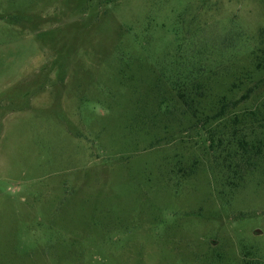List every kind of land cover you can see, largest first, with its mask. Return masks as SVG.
I'll return each mask as SVG.
<instances>
[{
  "label": "rangeland",
  "instance_id": "obj_1",
  "mask_svg": "<svg viewBox=\"0 0 264 264\" xmlns=\"http://www.w3.org/2000/svg\"><path fill=\"white\" fill-rule=\"evenodd\" d=\"M242 135L264 0H0V264H264Z\"/></svg>",
  "mask_w": 264,
  "mask_h": 264
},
{
  "label": "trees",
  "instance_id": "obj_2",
  "mask_svg": "<svg viewBox=\"0 0 264 264\" xmlns=\"http://www.w3.org/2000/svg\"><path fill=\"white\" fill-rule=\"evenodd\" d=\"M181 98H184V100H185V103H187V105H188V102H187V100L185 99V95H184V93L182 94V93H179L178 94ZM192 101V100H191ZM163 102V101H162ZM165 102H163L162 104H164ZM226 104H222V108H221V110L223 111V109H225V106ZM220 110V111H221ZM217 112L213 117L215 118V117H217V116H219L220 114H221V112ZM194 115H195V113H194ZM195 118L197 119V120H200V118L198 117V115L196 114V116H195ZM237 142H238V148H240V149H236V150H233L232 148L230 149L229 148V150H227L224 154H223V161H221V160H218V156H217V159H215L216 161L215 162H217L216 164H217V167L218 168H227V167H229L230 166V163H226L225 161H226V159L229 157H231V156H234V158H239V159H241V160H243L244 161V163L248 166V168L245 166V169H244V171H242V170H240V168L242 167V165L241 164H236L235 165V167L236 168H234V170H233V175L231 176V178H230V184L229 185H237V183H238V181H237V176H242V174L244 173V175H246L248 172H250L253 168H255V166H256V164L254 163L255 162V160H253V162H252V156L250 155V153H252V152H255L256 153V155L254 156L253 155V157H258V158H263L264 157V154L263 155H261V153L260 152H263L262 151V147H261V145L262 144H264V142H263V140L260 138V140H258V145H255V144H252V145H249V143H248V141L243 137V135L239 138V139H237ZM259 144H261V145H259ZM248 146H250V147H248ZM209 147H210V149L211 148H214L213 147V144L211 143V144H209ZM254 148V149H253ZM215 152H218L219 153V151L218 150H216ZM244 153H247L248 155H245ZM264 153V152H263ZM251 160V161H250ZM252 165V166H251ZM240 172V173H239ZM246 173V174H245ZM231 179H233L232 181H231ZM243 181H244V179H243ZM242 181V182H243ZM240 184V183H239Z\"/></svg>",
  "mask_w": 264,
  "mask_h": 264
}]
</instances>
